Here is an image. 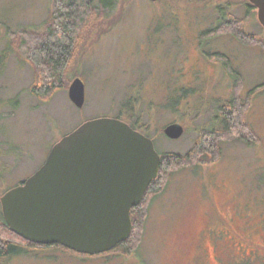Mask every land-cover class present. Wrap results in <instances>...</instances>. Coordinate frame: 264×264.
I'll return each mask as SVG.
<instances>
[{"label": "rangeland", "instance_id": "1", "mask_svg": "<svg viewBox=\"0 0 264 264\" xmlns=\"http://www.w3.org/2000/svg\"><path fill=\"white\" fill-rule=\"evenodd\" d=\"M246 3L116 0L83 26L64 85L40 97L31 90L36 71L19 34L42 32L53 2L0 0V196L35 172L55 142L100 116L121 112L136 122V111L159 154L184 155L202 129L223 127L218 105L234 95L259 138L246 133L253 145L220 140L218 155L203 150L207 162L168 172L162 191L143 203L145 218L127 255L118 248L89 255L36 246L0 264H264V27ZM229 17L258 41L233 36V24L218 28ZM207 52L227 56L241 77L236 85L235 74ZM77 76L85 84L81 107L68 96ZM170 122L184 126L180 137L164 134Z\"/></svg>", "mask_w": 264, "mask_h": 264}, {"label": "water", "instance_id": "2", "mask_svg": "<svg viewBox=\"0 0 264 264\" xmlns=\"http://www.w3.org/2000/svg\"><path fill=\"white\" fill-rule=\"evenodd\" d=\"M264 27V0H248ZM69 99L85 101V84L75 77ZM163 132L178 138L184 126L170 122ZM160 154L153 140L113 116L88 119L51 147L43 164L0 196L9 229L38 244H60L97 254L125 241L131 209L158 174Z\"/></svg>", "mask_w": 264, "mask_h": 264}, {"label": "trees", "instance_id": "3", "mask_svg": "<svg viewBox=\"0 0 264 264\" xmlns=\"http://www.w3.org/2000/svg\"><path fill=\"white\" fill-rule=\"evenodd\" d=\"M52 2L53 6L50 10V16L47 18L48 23L46 21V26L42 32L21 28L24 33L19 34L23 38L19 48H21L23 55L27 59H30L36 71V79L31 90L40 97H45L55 89L64 85L63 78L65 66L67 60L75 53L83 26L94 14L96 15L101 11L113 8L116 0H97V2L96 0H52ZM246 5L253 9L256 8L250 3H246ZM228 6V4L221 6L223 9H220V14L223 15L219 17L220 19L224 20L225 17L230 15ZM228 20L226 24L220 23L223 22L221 20L218 28H220L222 24L226 27L233 24L232 26H234L235 30H230L233 36L244 34L243 38H246L248 43L258 41L253 38L255 37L254 34L246 33L239 26H236L234 20H231V18ZM230 21L231 23H229ZM10 31L11 30L8 31V34H10ZM208 31L210 30H207V32ZM13 33L15 34V32ZM205 33L206 32L202 35L207 34ZM8 47L7 45L4 49L6 57ZM207 54L215 58L219 63L224 64L229 74H235L236 85L237 80H240L241 77H239V73L236 69L230 65L227 56L222 53L207 52ZM243 106L244 104L237 101L234 95L231 96L228 100L218 105L216 118L221 120L223 127L202 129L201 136H199L196 146L184 155L174 152L160 153L157 177L149 184L141 202L131 209L132 231L130 236L127 240L117 244L111 250L118 248L122 251L123 255H127L133 251L134 245L138 240L139 226L145 218L143 203L150 194L156 195L162 191L166 183L164 179L167 177L168 172L189 164L196 165L207 162L208 160L204 161L200 158L204 152L203 150L210 152L211 155H218L220 140L246 138L245 143L247 145H253L254 140H251L246 135L248 132L254 134L257 140L259 139L252 128L248 126L247 122L245 123L243 120ZM134 113L136 122L130 121L124 117L121 112L117 115V118L130 123L134 128L143 133L147 124L140 120V115L137 114L136 111H134ZM194 160L196 161L194 162ZM9 236H12V238ZM36 246L63 247L60 244L34 243L17 235L9 229L0 207V262L5 261L4 259L9 258L13 254L31 252Z\"/></svg>", "mask_w": 264, "mask_h": 264}, {"label": "flooded vegetation", "instance_id": "4", "mask_svg": "<svg viewBox=\"0 0 264 264\" xmlns=\"http://www.w3.org/2000/svg\"><path fill=\"white\" fill-rule=\"evenodd\" d=\"M127 123H128V122H127ZM128 124H129L131 127H133L130 123H128ZM133 128H134V127H133ZM134 129H136V128H134ZM110 250H111V249H110ZM110 250H109V252H111ZM107 252H108V251L103 252V253H107ZM114 256H122V255H120V254H115Z\"/></svg>", "mask_w": 264, "mask_h": 264}]
</instances>
